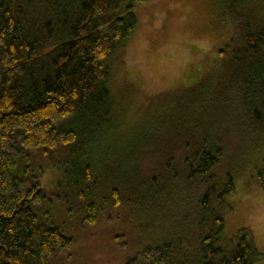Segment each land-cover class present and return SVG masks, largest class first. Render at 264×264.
Listing matches in <instances>:
<instances>
[{"label":"trees","instance_id":"1","mask_svg":"<svg viewBox=\"0 0 264 264\" xmlns=\"http://www.w3.org/2000/svg\"><path fill=\"white\" fill-rule=\"evenodd\" d=\"M143 2L0 0V264H56L58 253L72 250L57 208L67 217L84 209L95 226L102 205L121 206L115 188L131 179L113 181L108 167L98 174L93 161L115 128L110 60L132 37ZM218 2L226 45L210 73L165 112L159 140L142 143L155 156L170 155L164 175L142 187V205L165 203L176 187L180 200L190 199L193 237L149 245L125 264L260 258L245 231L234 246L222 245L221 234L245 162L264 145V0ZM45 166L59 175L52 188L42 184ZM257 180L264 186V164Z\"/></svg>","mask_w":264,"mask_h":264},{"label":"rangeland","instance_id":"2","mask_svg":"<svg viewBox=\"0 0 264 264\" xmlns=\"http://www.w3.org/2000/svg\"><path fill=\"white\" fill-rule=\"evenodd\" d=\"M222 12L218 0H144L135 7L134 33L110 60L109 88L117 104L114 132L107 136L108 144L98 146L107 144L106 153L100 154V149L93 161L98 174L108 167L113 181L127 177L130 186H116L121 206L107 209L102 205L95 226L85 221L84 209L76 208L67 217L57 208L64 234L75 243L72 250L58 253L56 264H125L149 245L193 237L190 199L180 200L176 187L166 195L165 203L142 205V187L150 176L164 175L159 169L165 165L164 156H170L164 152L155 156L148 147L142 150V143L159 140L165 112L184 90L210 73L229 38ZM180 155L179 150L171 154L176 168ZM263 164L264 145L245 162L236 194L230 199L233 210L225 213L221 234L222 245L234 246L245 231L260 255L254 264H264V186L257 180ZM102 177L101 181L107 180ZM58 178L54 169L44 167L43 186L50 187ZM102 196L110 199L108 194Z\"/></svg>","mask_w":264,"mask_h":264}]
</instances>
